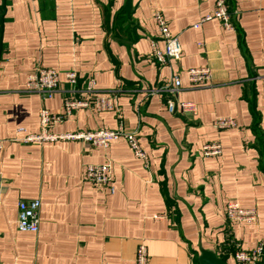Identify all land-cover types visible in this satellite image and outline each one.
Wrapping results in <instances>:
<instances>
[{"label": "crops", "instance_id": "crops-1", "mask_svg": "<svg viewBox=\"0 0 264 264\" xmlns=\"http://www.w3.org/2000/svg\"><path fill=\"white\" fill-rule=\"evenodd\" d=\"M215 2L0 0V264H136L141 244L148 264H198L200 245L238 264L235 251L264 245V0H227L235 29L201 22ZM157 11L182 47L166 64L151 56V40L164 49ZM204 66L211 82L192 86L188 69ZM37 67L58 71L53 96L26 90ZM70 70L78 88L94 78L100 93L115 94L122 118L79 109L50 133L121 124L138 134L147 167L124 140H20L40 133V109L62 112ZM175 76L173 99L196 103V114L168 111ZM219 116L236 127L215 129ZM213 141L222 154L204 157ZM102 163L112 190L84 178L86 165ZM35 199L39 231H20L19 203ZM231 200L255 209L257 220H229Z\"/></svg>", "mask_w": 264, "mask_h": 264}, {"label": "built area", "instance_id": "built-area-1", "mask_svg": "<svg viewBox=\"0 0 264 264\" xmlns=\"http://www.w3.org/2000/svg\"><path fill=\"white\" fill-rule=\"evenodd\" d=\"M218 20L225 29H235L231 19V14L227 0H216L213 13L202 18L201 22ZM154 20L160 31V37L164 41V49L161 50L156 40L150 41L151 56L159 63L166 64L169 59H179L182 53L181 43L177 36L170 30L161 11L154 14ZM188 81L192 86H205L211 82L212 71L209 67L191 68L187 71ZM67 84L70 86L69 94L64 99L63 110L59 114H51L47 109H40V133L25 134L20 139L24 143L32 141L46 140H80L93 146L108 147L115 141L124 140L129 145L133 155L140 159L144 166H148V156L139 142L136 132L126 131L120 124L117 129H100L95 131H79L75 133L52 134L49 128L54 123L62 122L70 117L75 111L93 107L101 112H114L119 119L122 118L116 95L113 93H100L96 89L94 78L88 79L84 87L78 88V74L74 70L65 73ZM60 76L58 71L52 68L37 67L30 71L26 78L25 88L28 92L38 93L46 97H51L59 89ZM181 81L175 76L169 88L170 97L167 99V109L170 113H191L196 114L198 106L194 102L175 101L172 95L180 88ZM213 126L217 130H224L236 127V121L232 117L219 116L213 121ZM23 132V129H18ZM204 157H219L222 154V146L219 141L206 143L201 148ZM84 178L86 181L103 188L112 190V171L109 163L88 164L85 167ZM40 206L38 199L21 201L17 216V228L23 232L37 233L40 226ZM226 216L229 220L239 223H253L257 220L255 209L243 208L237 201H229L225 207ZM156 218H160L156 216ZM238 264H260L264 257V245L256 249L246 251L239 249L233 255ZM148 252L144 244L139 245L136 254V264H148Z\"/></svg>", "mask_w": 264, "mask_h": 264}, {"label": "water", "instance_id": "water-1", "mask_svg": "<svg viewBox=\"0 0 264 264\" xmlns=\"http://www.w3.org/2000/svg\"><path fill=\"white\" fill-rule=\"evenodd\" d=\"M198 264H227L216 252L199 246ZM264 264V258L262 259Z\"/></svg>", "mask_w": 264, "mask_h": 264}, {"label": "trees", "instance_id": "trees-1", "mask_svg": "<svg viewBox=\"0 0 264 264\" xmlns=\"http://www.w3.org/2000/svg\"><path fill=\"white\" fill-rule=\"evenodd\" d=\"M261 264V263H260Z\"/></svg>", "mask_w": 264, "mask_h": 264}]
</instances>
